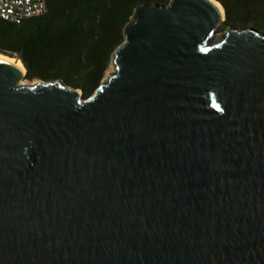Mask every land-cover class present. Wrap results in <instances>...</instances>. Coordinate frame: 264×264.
<instances>
[{
	"label": "water",
	"instance_id": "95a60500",
	"mask_svg": "<svg viewBox=\"0 0 264 264\" xmlns=\"http://www.w3.org/2000/svg\"><path fill=\"white\" fill-rule=\"evenodd\" d=\"M224 19L136 6L86 97L0 59V264H264V31Z\"/></svg>",
	"mask_w": 264,
	"mask_h": 264
},
{
	"label": "trees",
	"instance_id": "16d2710c",
	"mask_svg": "<svg viewBox=\"0 0 264 264\" xmlns=\"http://www.w3.org/2000/svg\"><path fill=\"white\" fill-rule=\"evenodd\" d=\"M47 12L19 24L0 19V53L17 57L26 79L61 80L93 91L123 43V29L134 8L169 0H45ZM228 26L264 31V0H217Z\"/></svg>",
	"mask_w": 264,
	"mask_h": 264
},
{
	"label": "built area",
	"instance_id": "2783aa9c",
	"mask_svg": "<svg viewBox=\"0 0 264 264\" xmlns=\"http://www.w3.org/2000/svg\"><path fill=\"white\" fill-rule=\"evenodd\" d=\"M45 0H0V19L19 24L26 18L47 12Z\"/></svg>",
	"mask_w": 264,
	"mask_h": 264
},
{
	"label": "rangeland",
	"instance_id": "374dc122",
	"mask_svg": "<svg viewBox=\"0 0 264 264\" xmlns=\"http://www.w3.org/2000/svg\"><path fill=\"white\" fill-rule=\"evenodd\" d=\"M226 28L220 29L219 27H217V31L220 32V31L225 30ZM219 38H220V36H218V39ZM114 71H115V68H114V65H113V63L111 61L110 64L108 65L107 69L105 70L104 75H103L101 81H105L107 79V77L110 76ZM36 80H38V79L37 78H34V79H26L24 77L21 82L22 83H30V82H35ZM79 91L81 92V94L83 95V97H86V96H88L89 94L92 93V91H90V92H87L86 94H83L81 90H79Z\"/></svg>",
	"mask_w": 264,
	"mask_h": 264
},
{
	"label": "bare ground",
	"instance_id": "6f19581e",
	"mask_svg": "<svg viewBox=\"0 0 264 264\" xmlns=\"http://www.w3.org/2000/svg\"><path fill=\"white\" fill-rule=\"evenodd\" d=\"M0 59H5V60H8L10 61L11 63H13L14 65H16L17 67L20 68L21 72L23 74H25V68L24 66L22 65L21 61L17 58V57H10V56H6V55H3L0 53Z\"/></svg>",
	"mask_w": 264,
	"mask_h": 264
}]
</instances>
